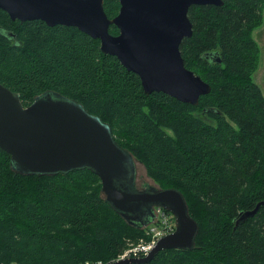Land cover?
<instances>
[{
	"label": "trees",
	"instance_id": "16d2710c",
	"mask_svg": "<svg viewBox=\"0 0 264 264\" xmlns=\"http://www.w3.org/2000/svg\"><path fill=\"white\" fill-rule=\"evenodd\" d=\"M263 0L192 5L179 46L209 84L197 104L145 93L138 75L71 25L12 20L0 9V83L24 106L58 94L107 123L160 188L183 195L197 223L190 249L127 264H264V97L252 75ZM108 18L117 0H103ZM111 34L118 29L109 25ZM128 223L90 169L23 173L0 148V264H110L150 223Z\"/></svg>",
	"mask_w": 264,
	"mask_h": 264
},
{
	"label": "water",
	"instance_id": "95a60500",
	"mask_svg": "<svg viewBox=\"0 0 264 264\" xmlns=\"http://www.w3.org/2000/svg\"><path fill=\"white\" fill-rule=\"evenodd\" d=\"M108 18L103 0H0L12 20L71 25L99 40L100 49L136 73L145 93L163 92L197 104L210 86L184 65L179 46L192 33L191 5H221L222 0H117ZM264 1V0H263ZM109 25L118 29L111 34ZM0 148L23 173H66L87 168L99 178L106 202L128 223H147L153 207L175 217L172 232L161 236L148 254L110 264L144 263L162 249H190L197 232L183 195L175 188L136 187L134 156L114 139L109 125L74 101L44 93L24 106L19 93L0 83ZM260 204L246 212L253 214Z\"/></svg>",
	"mask_w": 264,
	"mask_h": 264
},
{
	"label": "built area",
	"instance_id": "2783aa9c",
	"mask_svg": "<svg viewBox=\"0 0 264 264\" xmlns=\"http://www.w3.org/2000/svg\"><path fill=\"white\" fill-rule=\"evenodd\" d=\"M153 213L154 217L146 226L144 235L136 242L129 241L126 248H124L113 261L129 257H142L148 254L161 236L174 230L176 221L174 215L169 210L162 206H154ZM84 264L102 263H91L87 261Z\"/></svg>",
	"mask_w": 264,
	"mask_h": 264
},
{
	"label": "rangeland",
	"instance_id": "374dc122",
	"mask_svg": "<svg viewBox=\"0 0 264 264\" xmlns=\"http://www.w3.org/2000/svg\"><path fill=\"white\" fill-rule=\"evenodd\" d=\"M252 38L258 47L257 66L253 72V81L259 86L264 97V7L262 22L251 32ZM136 187L142 188L144 184L158 186L150 177L147 176L143 165L136 160Z\"/></svg>",
	"mask_w": 264,
	"mask_h": 264
},
{
	"label": "flooded vegetation",
	"instance_id": "af4514ba",
	"mask_svg": "<svg viewBox=\"0 0 264 264\" xmlns=\"http://www.w3.org/2000/svg\"><path fill=\"white\" fill-rule=\"evenodd\" d=\"M192 6V5H191ZM197 6V5H196ZM200 6V5H199Z\"/></svg>",
	"mask_w": 264,
	"mask_h": 264
}]
</instances>
